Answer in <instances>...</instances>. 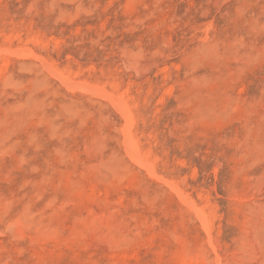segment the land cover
<instances>
[{"label":"rangeland","instance_id":"374dc122","mask_svg":"<svg viewBox=\"0 0 264 264\" xmlns=\"http://www.w3.org/2000/svg\"><path fill=\"white\" fill-rule=\"evenodd\" d=\"M0 52V264H264V0H0Z\"/></svg>","mask_w":264,"mask_h":264},{"label":"bare ground","instance_id":"6f19581e","mask_svg":"<svg viewBox=\"0 0 264 264\" xmlns=\"http://www.w3.org/2000/svg\"><path fill=\"white\" fill-rule=\"evenodd\" d=\"M0 53H2V52H0ZM93 190V189H92ZM138 248V247H137ZM42 249V248H41ZM200 257V256H199ZM207 261V260H206ZM191 263V262H190Z\"/></svg>","mask_w":264,"mask_h":264}]
</instances>
